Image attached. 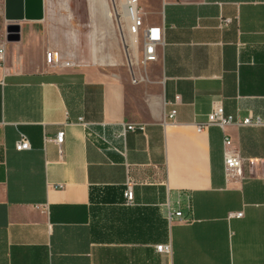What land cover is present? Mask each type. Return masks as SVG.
Returning <instances> with one entry per match:
<instances>
[{"label":"crops","instance_id":"crops-1","mask_svg":"<svg viewBox=\"0 0 264 264\" xmlns=\"http://www.w3.org/2000/svg\"><path fill=\"white\" fill-rule=\"evenodd\" d=\"M109 6L0 0V264H264V0H139L143 27L161 29L146 63ZM215 100L260 122L197 131ZM225 135L242 177L224 175ZM186 195L191 220L169 221Z\"/></svg>","mask_w":264,"mask_h":264},{"label":"built area","instance_id":"built-area-1","mask_svg":"<svg viewBox=\"0 0 264 264\" xmlns=\"http://www.w3.org/2000/svg\"><path fill=\"white\" fill-rule=\"evenodd\" d=\"M122 6V13L118 15V21L126 22L128 25V31L132 37L137 38L138 35L142 34L143 41V57L141 59L142 63L154 62L157 59L156 46L161 42V29L158 26L143 27V19L139 9V0H120ZM112 5H116V0H111ZM230 20L225 19L223 24H227ZM141 30V31H140ZM3 49L0 48V61H2ZM59 65L68 66L70 63L68 61L60 60ZM175 115V110H171L167 114L168 119H173ZM237 122L241 125L258 124L260 120L258 118L246 117L242 121H234L231 115H227L224 112L223 105L220 100H215L212 102L210 111L207 114L206 121L203 125L196 126L197 131H201L204 127L209 125H217L223 129L226 125ZM126 130L130 131H144L143 125H137L134 123H129L125 126ZM64 133L59 131L56 133L55 137L52 139L58 145L63 141ZM223 165H224V175L226 178L230 177H242L243 160L240 157L238 151L232 147V141L229 135H225L223 138ZM30 144L27 137L24 134H20L18 139L14 143V149L16 151H22L29 149ZM133 184L134 182L128 176L125 182V188L123 191L124 198L127 204H132L133 197ZM182 208H185L189 214H192V204L190 195H186L184 203H178L177 209L173 210L170 207L167 210V219L173 221L174 218L177 221H190L191 216H183ZM235 217H240L241 212L232 214ZM156 250L158 252L168 253L170 251L169 245H157Z\"/></svg>","mask_w":264,"mask_h":264},{"label":"rangeland","instance_id":"rangeland-1","mask_svg":"<svg viewBox=\"0 0 264 264\" xmlns=\"http://www.w3.org/2000/svg\"><path fill=\"white\" fill-rule=\"evenodd\" d=\"M120 0H116V3H119ZM113 29L115 31V35L113 38L109 39L107 42L110 44L109 46L112 47L113 55L114 54H120L123 59H125V52H130L132 49L131 41L129 37L124 34L122 37L119 35L117 23L114 21L113 23ZM110 62L113 61L112 58L109 59Z\"/></svg>","mask_w":264,"mask_h":264},{"label":"bare ground","instance_id":"bare-ground-1","mask_svg":"<svg viewBox=\"0 0 264 264\" xmlns=\"http://www.w3.org/2000/svg\"><path fill=\"white\" fill-rule=\"evenodd\" d=\"M117 6L119 7V9L121 8L120 7V4H118L117 3ZM102 9V8H101ZM104 9V8H103ZM113 11H114V14H115V18H116V20L118 21V15H119V10H118V12L116 11V7H115V5H113V9H112ZM112 10H111V8H110V6L109 7H106L105 8V13H106V16H107V20H109V17H111L113 14H112ZM102 12H103V10H102ZM102 15V14H101ZM121 15V14H120ZM105 17V16H104ZM106 21V20H105ZM107 22V21H106ZM98 48H99V46H95L94 47V54L95 55H97V54H99V51H98ZM96 57H98V56H96Z\"/></svg>","mask_w":264,"mask_h":264},{"label":"water","instance_id":"water-1","mask_svg":"<svg viewBox=\"0 0 264 264\" xmlns=\"http://www.w3.org/2000/svg\"><path fill=\"white\" fill-rule=\"evenodd\" d=\"M7 33H8V39L9 40H16L18 39V36L16 35V32L18 31V27L10 25L7 27Z\"/></svg>","mask_w":264,"mask_h":264}]
</instances>
